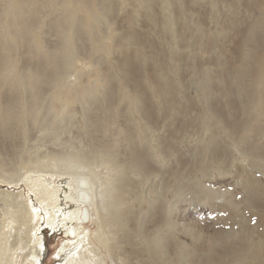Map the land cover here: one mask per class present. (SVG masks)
<instances>
[{"label":"rangeland","instance_id":"obj_1","mask_svg":"<svg viewBox=\"0 0 264 264\" xmlns=\"http://www.w3.org/2000/svg\"><path fill=\"white\" fill-rule=\"evenodd\" d=\"M55 1L38 5L28 15L27 24L21 26L27 27L21 34L25 42L19 44L22 38H18L6 53L16 55L23 75L38 74L33 92L29 87L17 92L9 86L1 91L5 111L20 108L21 121L12 120L13 124L10 120L0 128V177L5 176L0 178V231L6 195L12 193L22 204L31 197L37 203L20 179L28 159H49L61 153L81 159L92 153L96 161L93 169L105 175L107 168L101 165L97 152L110 147L124 159L130 154L126 142L131 139L129 144L136 142L146 165L161 173L160 181L145 185L142 201H137L139 206L157 203L147 219L165 217L167 208L174 221L194 222L189 238L196 240L193 247L198 253L213 246L234 252L238 245L236 252L241 251L244 258L234 252L226 264H264V210L257 211L247 202V191L256 189L264 206V175L250 167L241 153L243 140L264 148V136L255 131L264 127V117L251 124L250 130L241 131L250 109L248 94L239 91V73L233 79L226 73L233 75L239 58L236 46L261 14V0H77L78 4L64 0V5L62 0ZM89 2L99 12L90 23ZM3 5L0 2V12ZM69 11L78 20L72 23L71 33H62L59 26L66 24L62 17ZM262 30L261 38L264 26ZM260 43L263 54L264 41ZM68 47L78 70L75 77L69 74L64 86L56 84L54 74L64 66ZM200 64L215 75L209 102L203 99L196 79ZM159 80L166 87H159ZM86 88L95 91L99 100H80L78 96ZM228 88L234 91L232 96L226 95ZM253 90L257 94L262 87ZM31 93L37 96L36 108ZM31 106L38 110L37 120L28 117ZM210 106L224 116L226 125L214 124L208 114ZM262 112L260 105L255 107V114ZM136 124H142V129ZM118 129L130 135L124 137ZM13 168L19 174L9 182L5 179L12 177ZM87 219L94 230L98 218L92 208L87 209ZM151 221L147 220L144 228L151 226ZM43 226L48 242L43 264H54L53 252L63 244L64 234ZM178 243L170 241V246ZM196 258L197 264H205ZM184 263L195 264V255H189Z\"/></svg>","mask_w":264,"mask_h":264},{"label":"bare ground","instance_id":"obj_2","mask_svg":"<svg viewBox=\"0 0 264 264\" xmlns=\"http://www.w3.org/2000/svg\"><path fill=\"white\" fill-rule=\"evenodd\" d=\"M51 1L0 0L4 4L3 10L0 12V98L1 91L6 86L17 92L20 88L29 87L28 89L33 92L34 78L37 76L35 74L38 73L31 71L28 75H23L24 73H21L19 69L16 55L6 53L14 48L18 38H22L21 34L27 27L22 28L21 26L27 24L28 15L38 5H53L56 2L55 0ZM62 1L61 4L64 5L66 1ZM70 1L76 2L77 0ZM89 3L87 11L90 23L99 12H97L98 8H95L91 2ZM258 7L261 14H258L256 20L243 32L242 40L236 46V56L239 58L235 61L233 75L226 72L230 79L239 73L236 76V79L239 78L238 85H242V89L239 91L248 94L245 96L250 109L247 112V118L244 119L246 123L241 126L243 132L250 130L251 124L255 121L261 122V117H264L263 112L260 116L254 113L255 107L258 105L264 109V53L262 54L259 50V43L264 41V37H259L263 33L262 27L264 26V0L258 3ZM74 14L69 11L62 17V22L66 23H61L59 26L62 33H71V27L74 26L72 23L76 21L75 19L78 20ZM21 42H25L23 38L19 44ZM260 44L263 45V43ZM102 46L105 48L104 44ZM247 46L249 48L245 50ZM68 51H70L69 47ZM77 70L75 59L71 56L70 51L64 66L56 68L54 74V78L58 80L56 84L66 86L69 74L71 73L75 77ZM214 78L215 75L210 69L201 64L197 66L196 79L206 102H209ZM157 79H160L159 76ZM159 83V87H166L162 80H159ZM226 84H231L228 78ZM260 86L262 90L255 94L253 89ZM248 90L253 92L249 94ZM68 91L69 89L65 93ZM227 92L228 96L234 94V91H229V88ZM162 95L163 93L160 94V96ZM78 97L87 103L99 100L97 93L87 88L86 91L82 90ZM32 98L33 108H36L34 104L37 96L33 95ZM137 98L139 97L137 96ZM33 108L28 117L31 116V119L37 120L38 110ZM5 109L0 100V128L9 124L10 120L11 122L14 120L17 124L21 121L20 108L16 109L14 106L13 109L7 110L8 112ZM209 109L208 114L213 117L214 124L226 125L223 115L213 112L214 108L211 106ZM34 112L36 114H33ZM141 125H137V127H141L140 130L142 129ZM147 125L151 127L152 124L148 123ZM145 129L146 126H143V130ZM255 131L261 137L264 136V127L255 128ZM118 134L124 137L130 135V133L127 134L119 129ZM130 140L126 142L130 154L124 159L119 158L118 153L110 147L104 146L105 148L102 147L97 152L96 156H100L101 165L107 168L105 175L93 169L96 161L91 156L92 153L81 157V159L63 153L51 156L49 159L45 157L28 159L25 162L27 170L25 173L22 170L24 176L20 179L25 181L37 203H34L31 197L22 204L15 200L12 193V196L8 194L4 197L5 217L2 216L0 231V264H43L48 251L44 224L53 233L64 234L63 244L53 252L52 262L54 264H188L184 262L191 254L195 255V264H197L196 257L201 258L205 264H226L235 253L240 258H244L241 251L236 252L238 245L235 247V253L229 249L227 251L225 248L223 249L225 251H222L214 246L213 248H202V251L198 253L193 247L196 240L189 238L194 222L185 219L174 221L169 216L170 210L167 208L165 217L147 219L151 216L148 213L156 208L157 203L147 202L144 206H139L137 201H142L144 188L149 186L148 183L154 184L159 180L161 173H157V170L146 165L143 160L145 156L137 151L136 142H133L132 145L129 144ZM241 153L249 161L250 167L259 169L264 175L262 144H252V142L248 144L243 140ZM84 170H88L86 175H84L85 173L81 174ZM11 174L12 177L5 180L14 182L19 174H17V168H13ZM145 185L147 186L145 187ZM205 190L204 187L203 192ZM179 200L174 202L173 208L177 206ZM247 200L248 205L253 209L264 210V206L258 201L256 189L247 191ZM231 206L236 207L233 203ZM90 208L96 212L98 218L94 230L89 227V219H87V209ZM181 210L185 213L187 209ZM151 219L153 221H151V226L144 228V223ZM13 229L14 231H12ZM170 241L179 243L172 247ZM251 246L250 250L253 249L254 244Z\"/></svg>","mask_w":264,"mask_h":264}]
</instances>
